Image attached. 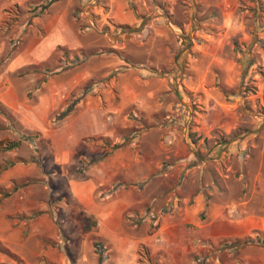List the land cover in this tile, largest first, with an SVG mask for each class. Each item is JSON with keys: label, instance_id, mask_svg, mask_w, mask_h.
Segmentation results:
<instances>
[{"label": "rangeland", "instance_id": "374dc122", "mask_svg": "<svg viewBox=\"0 0 264 264\" xmlns=\"http://www.w3.org/2000/svg\"><path fill=\"white\" fill-rule=\"evenodd\" d=\"M121 9L124 22L109 0H0V246L12 253L0 250V264L44 262L42 240L58 233L54 225L50 230L35 222L47 218L61 227L70 216L69 178L81 176L103 153L89 137L61 162L66 133L77 131L66 121L82 123L98 102L119 105L123 80L140 90L145 79L154 78L156 86L159 77L169 78L146 109L145 99L127 104L116 135L127 138L156 124L185 127L186 140L193 141L185 152L195 154L169 182L202 197L201 219L210 207L229 218L264 217V0H124ZM225 66H233L227 68L231 76ZM86 72L96 76L85 79ZM108 85L110 94L103 91ZM76 99L68 118H61ZM235 140L241 152L223 155ZM171 160L163 162V174L178 169ZM18 198L36 204L17 209ZM161 199L158 210L168 212L171 204ZM213 219L220 233L221 218ZM248 235L261 239L242 245L243 263L264 264V230ZM231 241L221 236L211 262L198 255L196 263L219 264L218 251Z\"/></svg>", "mask_w": 264, "mask_h": 264}, {"label": "crops", "instance_id": "0c3cea01", "mask_svg": "<svg viewBox=\"0 0 264 264\" xmlns=\"http://www.w3.org/2000/svg\"><path fill=\"white\" fill-rule=\"evenodd\" d=\"M109 1L111 12L114 11L118 21L124 22L119 13L124 8V0ZM54 6L56 5L52 4L51 8ZM54 31L61 34L66 29ZM241 31L245 33V29H235V32ZM223 68L231 76L230 70L233 66ZM82 76L87 79L96 75L86 72ZM201 77L202 81L199 82H205L206 77ZM153 79H145L140 90L136 85L133 87L137 89L132 88V84L130 86L123 80L120 82L122 102L119 105L113 106L108 102L105 108L98 102L91 115L87 112L83 116L82 123H72L67 119V129L72 130L75 127L77 131L66 133L67 143L63 146V154L59 156L61 162L68 163L75 154L78 141L82 139L87 144L85 139L89 137L94 138L92 143L103 153L94 159L96 162L80 174L81 176L69 178L67 188L71 201L66 205L70 216L61 221V227L58 229L59 226L55 221L50 223V219L47 223V218L35 222L34 226L39 227V222L49 225L50 230L51 225H54L56 232L60 233L44 236L42 264H197L198 255L201 258L207 257V262H211L212 258L209 256L212 255L213 242H217L221 236L236 239L242 238L255 228L264 230V217H244L239 213L229 218L218 213L219 207H210L206 213L208 218L201 219L205 210L202 197L196 196L195 192L189 191L185 186H175L169 182L174 175L182 174L180 167L195 154L185 152L193 143L186 140L185 127L156 124L143 127L141 131H136L135 135L127 138L124 134L116 135L117 118L124 108L132 102L145 99L146 103L142 102L141 107L146 109L149 101L147 99L158 98L169 87V78L159 77L156 79V86L152 85ZM80 80L83 79L76 81V84ZM202 86L208 91L206 82ZM111 88L112 85H108L103 91L110 94ZM101 96L109 101L111 99L104 93ZM148 106L150 107L149 104ZM109 112L114 114L109 117ZM131 125L123 123L121 126L126 128ZM163 136L166 137V142L162 140ZM237 143V140L226 143L227 147L222 154L231 156L240 153V144ZM116 144L123 145L115 147ZM183 149L184 154L181 152ZM167 159L178 161L172 166L178 169L163 174L161 169ZM1 196L2 192L0 198ZM161 197L167 198V205L171 204L168 212L157 208ZM193 197L194 202L190 203ZM14 201L17 209L33 207L36 204L34 199L25 202V199L18 198ZM78 214L80 217H77ZM211 218L214 221L217 218L222 219L219 220L223 225L220 233L214 231ZM245 225L248 227L244 231ZM226 226L232 229L225 230ZM55 237L60 238L59 243L55 242ZM95 242H100L104 247L103 263L100 262ZM226 243V247L218 251L219 264H244L242 245L232 246ZM15 253L22 254L17 244Z\"/></svg>", "mask_w": 264, "mask_h": 264}, {"label": "trees", "instance_id": "16d2710c", "mask_svg": "<svg viewBox=\"0 0 264 264\" xmlns=\"http://www.w3.org/2000/svg\"><path fill=\"white\" fill-rule=\"evenodd\" d=\"M77 101H78V99H76L71 105H69V107L67 109H65V111L62 112V114L60 115L61 118L67 116L68 114H70V112L74 108V103H76ZM123 144H121V145H123ZM121 145L120 144H116L115 147H119ZM93 162H96V161L93 160L92 162L85 164L84 167L82 168V170H85L88 167V165L92 164ZM36 214H38V213H36ZM260 239H261L260 235H257L256 237L248 235V236H245V237H242V238H236V239H234V241L227 242L226 244L232 245V246H234L236 244L244 245V244H249V243H252V242L260 241ZM95 248H96L97 253L99 254L100 262L103 263L104 260H105V250H104L103 245L100 242H95ZM0 250L2 252H5L8 255H12L11 252L7 251L6 249H4L1 246H0ZM15 258H16V255H15Z\"/></svg>", "mask_w": 264, "mask_h": 264}]
</instances>
